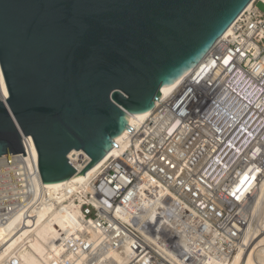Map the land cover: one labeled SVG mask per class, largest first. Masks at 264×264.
I'll use <instances>...</instances> for the list:
<instances>
[{
  "label": "built area",
  "instance_id": "1",
  "mask_svg": "<svg viewBox=\"0 0 264 264\" xmlns=\"http://www.w3.org/2000/svg\"><path fill=\"white\" fill-rule=\"evenodd\" d=\"M259 2L264 0H254L239 15L231 32L156 101L140 125H130L128 144L115 146L119 153L109 156L89 188L66 200L79 206L82 226L67 234L55 224L58 234L51 242L60 253L47 264H114L116 252L126 256L124 264H231L246 248L251 202L238 200L232 190L241 173L253 167L264 176ZM223 106L228 113L220 120ZM72 151L69 160L81 171L91 158ZM46 192L39 165L29 168L23 153L0 157V227L14 234L33 231L37 210L51 202L65 211ZM2 264L28 263L14 253Z\"/></svg>",
  "mask_w": 264,
  "mask_h": 264
},
{
  "label": "water",
  "instance_id": "2",
  "mask_svg": "<svg viewBox=\"0 0 264 264\" xmlns=\"http://www.w3.org/2000/svg\"><path fill=\"white\" fill-rule=\"evenodd\" d=\"M252 1L0 0V157L31 136L44 184L85 173Z\"/></svg>",
  "mask_w": 264,
  "mask_h": 264
},
{
  "label": "bare ground",
  "instance_id": "3",
  "mask_svg": "<svg viewBox=\"0 0 264 264\" xmlns=\"http://www.w3.org/2000/svg\"><path fill=\"white\" fill-rule=\"evenodd\" d=\"M254 0L248 4L246 8H250ZM230 26L224 35H228L231 32ZM175 83L172 86L165 87L163 89L164 97L168 96L173 89L177 86ZM0 85L3 90L4 96L8 95L3 72L0 66ZM228 107L223 106L218 109V118L221 120L227 115ZM150 114V112L131 115V124L133 126L140 125ZM264 122L261 120L258 128ZM121 144L125 147L128 144V132L125 131L118 139L117 145ZM27 151L26 160L29 168H33L35 165H39L38 152L31 136L26 140ZM76 152H70L71 157H74ZM119 153V150L115 147L110 150L104 158H102L95 165L90 167L85 173H77L63 182L46 184V190L52 199L58 200L62 203V207L65 211H61L56 208V202L46 204L42 209L36 212L35 229L32 231L30 228L18 231L16 234L12 233L9 228L0 227V244L6 243L0 249V264L8 256L19 253L22 260L28 264H47L53 258V255L60 253L59 247L51 242V239L57 236L58 230L55 224L59 226L69 234L70 229L73 227H81L82 224L78 216L80 215L79 206L74 204L73 199L70 196L74 192H84L89 188L90 180L96 175L100 167L112 154ZM82 164L77 166L80 168ZM260 169L258 166L253 167L251 170L242 172L238 178L234 189L232 190L238 200L243 201L248 199L251 202V222L247 228L245 243L246 248L242 247L234 256L231 264H264V176H260ZM76 206V207H74ZM262 215V216H261ZM12 224L10 225V227ZM31 231L33 233H31ZM92 237L98 239L99 233L97 231L92 232ZM29 242L31 248L25 243ZM114 258V264H124L126 256L120 253H112ZM225 264V263H221Z\"/></svg>",
  "mask_w": 264,
  "mask_h": 264
},
{
  "label": "rangeland",
  "instance_id": "4",
  "mask_svg": "<svg viewBox=\"0 0 264 264\" xmlns=\"http://www.w3.org/2000/svg\"><path fill=\"white\" fill-rule=\"evenodd\" d=\"M258 6L261 10H264V3L259 2ZM262 216V215H261ZM264 244V243H263Z\"/></svg>",
  "mask_w": 264,
  "mask_h": 264
}]
</instances>
